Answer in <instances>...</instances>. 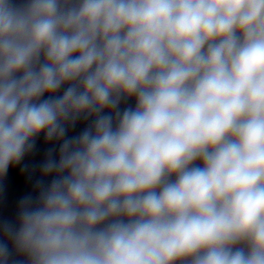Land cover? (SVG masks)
<instances>
[{
	"label": "clouds",
	"instance_id": "obj_1",
	"mask_svg": "<svg viewBox=\"0 0 264 264\" xmlns=\"http://www.w3.org/2000/svg\"><path fill=\"white\" fill-rule=\"evenodd\" d=\"M10 168L0 264H264V0H0Z\"/></svg>",
	"mask_w": 264,
	"mask_h": 264
}]
</instances>
